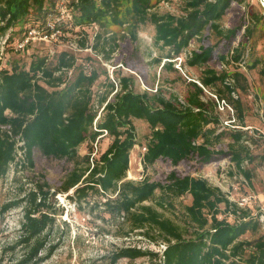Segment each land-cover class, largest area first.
I'll return each mask as SVG.
<instances>
[{
	"label": "trees",
	"instance_id": "obj_1",
	"mask_svg": "<svg viewBox=\"0 0 264 264\" xmlns=\"http://www.w3.org/2000/svg\"><path fill=\"white\" fill-rule=\"evenodd\" d=\"M55 1L0 0V43L9 34L7 55L14 52V46L23 38L29 25L44 24L45 15L54 8ZM234 1L223 0L220 7L209 4L177 16L154 12L148 8V0H135L129 37L136 40L141 26H153L154 44L169 50L165 57L154 59L157 65L167 60L162 66L164 70H173L174 59L184 53L194 38L202 39L203 46L197 52H191V66L207 65L213 60L238 64L244 60L245 49L241 44L233 49V43L243 27L245 38H250L253 28L261 20L252 12L249 25L244 21L239 27L223 31L218 19ZM101 15L99 11L96 13L93 0H78L74 26L100 22ZM208 33L219 37L225 48L218 52L216 46L210 45ZM118 37L115 33L110 37L97 34L92 48L95 51L100 49L99 53L110 61L119 49ZM80 46L84 48L86 42L81 40ZM230 53L229 60L227 55ZM47 54H39V50L26 51L24 55L29 56V61L22 63L6 62L4 65L5 61L0 60V177L9 174L12 167L14 172L34 169L36 152L45 159L73 160L78 155V147L87 138L94 144L106 132L112 142L105 152L99 158L95 154L91 159L94 153L91 147L90 155L85 158L83 176L70 174L59 191L67 193L75 189L76 201L80 204L91 195L106 197L101 204L106 214L112 218H123L133 232L140 231L141 237L152 242L160 239L161 245H166L161 257L159 253L123 247L113 255L111 264H117L121 259L142 257H150L156 261L155 264H235L231 259L236 256H242L248 264H264V237L253 243L241 240L249 231L260 228L259 223L252 219V212H239L235 204L206 180L181 175L176 170L169 173L165 184L125 180L131 151L137 145L134 120L146 122L151 129L143 156L146 166L162 161L176 168L190 160L208 165L223 154L216 149L223 138L222 134H217L220 123L216 115L217 104L204 99V90L199 85L190 82V90L182 103L174 97L167 99L158 92L151 95L128 89L119 91L116 90L118 85L109 79L106 93L99 99L104 107L98 116L93 107L92 89L100 77L98 72L94 70L87 74L80 70L69 80L63 70L74 69L75 58L64 51L56 52L54 58L48 60ZM259 64L260 61L255 60L250 68L255 69ZM57 72L62 73L56 76ZM241 77L238 72L218 73L207 68L201 84L206 89L223 86L225 90H218L215 96L219 102H226L225 91L226 96L234 92L229 80L238 81ZM123 83L127 88L125 79ZM234 108L242 118L239 101ZM232 139L239 143L243 134L236 131ZM19 143L23 145L19 147ZM229 149L228 157L239 175L250 181L251 172L242 168L247 154L234 150L232 146ZM18 151L23 152L22 157ZM80 184L83 187H79ZM158 189L165 197L191 196V205L185 209L187 221L194 230L190 238H184L174 223L153 207L144 205ZM54 193L51 194L48 185L37 184L25 198L9 205L12 208L25 203L19 242L30 245V250L21 264H40L43 261L39 253L45 249L46 240L40 237L55 222V204L49 202ZM221 205L225 207L224 211H221ZM95 208L100 206L96 204ZM223 212L234 213L239 223L219 220Z\"/></svg>",
	"mask_w": 264,
	"mask_h": 264
},
{
	"label": "rangeland",
	"instance_id": "obj_2",
	"mask_svg": "<svg viewBox=\"0 0 264 264\" xmlns=\"http://www.w3.org/2000/svg\"><path fill=\"white\" fill-rule=\"evenodd\" d=\"M148 1V8L154 12L180 16L186 10L202 8L209 4H218L220 7L223 0ZM93 2L96 13L99 11L102 14L98 19L100 22L69 28L65 32V37L55 44L33 42L27 51L39 50V54L41 52L46 54L48 50H55L57 53L67 52L75 58L74 76L80 70L87 74L97 71L100 77L92 89L93 107L98 116L104 107L99 99L106 93L109 79L118 85L116 90L119 91L128 89L136 93L148 92L151 95L158 92L167 99L174 97L183 103L190 90V82L201 83L203 72L207 68L218 73L238 72L243 76L238 81L229 80L234 92L231 96H226L225 91L224 98L227 100L225 103L222 100L218 103L212 96L218 95V90L224 91L223 86L218 85L204 91V99L213 100L217 104L216 115L220 120L217 134L223 135L222 143L216 145V149L223 154H219L214 162L199 165L194 160H190L174 168L168 162L159 161L152 166H146L143 156L150 140L151 129L146 122L134 120L137 145L131 151L125 180L134 183L149 180L165 184L169 173L176 170L181 175L206 180L210 186L218 188L228 200L230 198L236 201L242 197L254 196L256 213L259 206H264V18L262 19L264 10L259 0H235L218 19L221 29L227 31L239 27L244 21L249 25L252 12L260 18L261 22L253 28L250 38H245V27H243L233 43V49L239 44L243 45L245 65L219 63L213 60L207 65L191 66L190 52H197L203 46L202 39L194 38L181 55L183 58L181 70L178 69L176 62L173 63V70L162 69L167 60H163L159 65L154 63V59L165 57L169 50L154 44L155 30L150 24L139 28L136 40L129 37L128 31L133 23L132 6L135 0H93ZM112 33L119 36V49L112 55L110 61H106L99 53L100 49L95 51L92 46L97 34L110 37ZM208 36V43L216 46L218 52L225 48L214 33ZM81 40L86 42L84 48L80 46ZM73 41L79 45L77 52L69 48V42ZM230 56L231 53L227 55L229 60ZM28 58L27 55L11 52L3 63L4 65L6 62L22 63ZM255 60H259L260 64L255 69H251L250 66ZM124 79L127 88L123 86ZM237 101L242 108V118L234 108ZM236 131L243 134V139L239 143H234L232 139ZM99 139L91 144L87 138L86 142L78 147V155L73 160L45 159L36 152L34 169L14 172L12 167L9 174L0 177V264H21L30 250V245L19 242L25 203L12 208H9V205L25 198L30 189L37 184L48 185L51 194L56 191L49 199L51 204H55V222L40 237L41 240H46L45 249L39 253V257L43 259L40 264H111L113 255L123 247L159 253L161 257L160 239L157 242L149 241L140 236V231L133 232L131 225L123 218H112L103 211L101 204L106 201V197L91 195L86 202L80 204L76 201L75 189L67 193L59 191L70 174L83 176L85 158L90 155L91 147L94 148V153L90 158H94L95 154L96 158H99L112 142V138L106 134ZM229 146L244 155L247 154L242 168L251 172L250 181L239 175L234 162L228 157ZM79 187L83 185L80 184ZM191 202L190 195L180 198L165 197L158 189L144 205L153 207L164 218L171 220L184 238H190L194 230L187 221L185 209L191 205ZM96 204L100 206L99 209L95 208ZM220 208L221 211L225 210L223 205ZM221 216L225 217L226 212ZM261 237H264V231L257 228L255 231H249L241 240L253 243ZM246 253H249V250ZM155 263L156 261L150 257H142L136 260L121 259L117 264Z\"/></svg>",
	"mask_w": 264,
	"mask_h": 264
},
{
	"label": "built area",
	"instance_id": "obj_3",
	"mask_svg": "<svg viewBox=\"0 0 264 264\" xmlns=\"http://www.w3.org/2000/svg\"><path fill=\"white\" fill-rule=\"evenodd\" d=\"M263 10L264 6L262 2L259 0ZM78 3V0H56L55 1V6L52 10L48 11L47 14L45 15L44 19V24L43 25H29L24 33L23 38L14 46L13 51L15 53H21L24 54L29 46L33 42H39V43H51L55 44L60 42L59 40L61 38L65 37V32L69 28H76L74 26V15H75V9H76V4ZM9 40V34L5 36L0 43V60H5L7 59V54L6 52V47H7V42ZM69 48L70 50L77 52L79 49V45L73 42H69ZM56 55L55 50H49L47 57L48 60H52L54 56ZM191 55V52L190 54ZM173 62L177 63L178 69L181 70V64L183 63V58L177 57L174 59ZM239 66L245 65L244 60L240 63H238ZM64 74L66 77L70 80L74 74V70L70 69H64L63 70ZM62 72H57L56 76H59ZM40 77V76H39ZM197 85H199L205 92L207 91L206 88L203 87V85L198 81H194ZM217 101V97L215 95H212ZM225 103V101H222ZM219 103V101H218ZM100 116V115H99ZM107 135V133L105 132ZM23 144L19 143L18 146L21 147ZM22 151H18L19 157H22ZM254 196H246L240 198V200H231L229 198V202L232 204H235L237 206V210L239 212L241 211H251V217L253 220L257 221L259 223L260 228L264 231V206H259V210L255 213V208L254 205L256 204V200ZM227 216L230 218H227ZM227 220L228 222H238L237 217L234 213L228 212L226 213V216L223 217L221 216L219 220ZM162 248V252L166 250V245H160ZM232 262L235 264H248L242 256H236L235 258L231 259Z\"/></svg>",
	"mask_w": 264,
	"mask_h": 264
},
{
	"label": "water",
	"instance_id": "obj_4",
	"mask_svg": "<svg viewBox=\"0 0 264 264\" xmlns=\"http://www.w3.org/2000/svg\"><path fill=\"white\" fill-rule=\"evenodd\" d=\"M260 1L262 2L263 6H264V0H260Z\"/></svg>",
	"mask_w": 264,
	"mask_h": 264
},
{
	"label": "crops",
	"instance_id": "obj_5",
	"mask_svg": "<svg viewBox=\"0 0 264 264\" xmlns=\"http://www.w3.org/2000/svg\"><path fill=\"white\" fill-rule=\"evenodd\" d=\"M263 15H264V13H263Z\"/></svg>",
	"mask_w": 264,
	"mask_h": 264
}]
</instances>
